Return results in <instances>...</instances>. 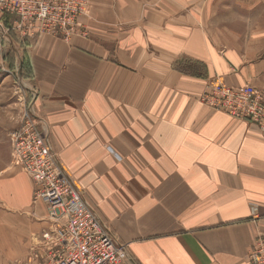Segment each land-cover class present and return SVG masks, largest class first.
<instances>
[{
	"label": "crops",
	"instance_id": "crops-1",
	"mask_svg": "<svg viewBox=\"0 0 264 264\" xmlns=\"http://www.w3.org/2000/svg\"><path fill=\"white\" fill-rule=\"evenodd\" d=\"M90 4L78 32L22 38L28 92L0 95V264H22L26 236L47 226L33 178L12 163L32 89L60 162L125 249L118 264H250L264 236V134L201 97L216 81L264 94V22L236 31L224 0Z\"/></svg>",
	"mask_w": 264,
	"mask_h": 264
},
{
	"label": "built area",
	"instance_id": "built-area-1",
	"mask_svg": "<svg viewBox=\"0 0 264 264\" xmlns=\"http://www.w3.org/2000/svg\"><path fill=\"white\" fill-rule=\"evenodd\" d=\"M67 3L73 5L67 6ZM90 0H0V10L17 13L21 27L29 16L33 35L49 31L70 36L82 28L79 17L89 16ZM30 22V23H31ZM37 27V28H36ZM36 30L32 31V29ZM36 31V32H35ZM9 28L2 22L0 35L9 40ZM26 107L21 127L10 134L12 163L35 182L34 199L45 202L47 226L41 232L35 264H118L125 252L95 208L85 198L73 177L60 162L49 139V126L34 110ZM202 102L230 116L257 124L264 134V94L255 85L240 86L214 82L202 95ZM257 214L258 207H253ZM32 249V250H33ZM250 264H264V236L258 235L249 250Z\"/></svg>",
	"mask_w": 264,
	"mask_h": 264
},
{
	"label": "rangeland",
	"instance_id": "rangeland-1",
	"mask_svg": "<svg viewBox=\"0 0 264 264\" xmlns=\"http://www.w3.org/2000/svg\"><path fill=\"white\" fill-rule=\"evenodd\" d=\"M225 3H231V8L226 9L227 13L232 14L233 18H236L238 20V24L236 26V31L242 32L245 28H247L246 24L251 22V20H256L260 23L264 22V0H224ZM67 6H71L73 4L67 3ZM3 13V12H2ZM82 17L84 15L80 16L78 19L80 22H82ZM3 20L2 22L5 24L6 28L8 27L10 32L9 36L14 37V40L12 41L15 42V45H12V43L8 39L3 38L0 35V50L5 55L6 58V63L5 65H9L10 69L4 72H0V94L1 96H8V97H13L17 101H19L20 97H25L27 90V82L24 81L20 74L21 71L18 69L17 65V56L21 55L20 53V41H22V38L25 36H28L25 34V31L31 30L30 27L35 26V21L34 24L33 22L29 21L30 18L27 16V19L24 22V25L21 27H15V21L20 19L19 15L17 13H11V12H5L3 15ZM31 22V23H30ZM257 22V23H259ZM37 28V27H36ZM36 28L32 29V31L36 30ZM13 50V51H12ZM6 82V83H5ZM13 84L17 87L18 90H15V92L11 93L10 89L7 87L10 86V83ZM17 91V92H16ZM31 95V93L29 92ZM32 97V95H31ZM30 104V101H28L25 105V107H28ZM7 109H6V104H5V98L3 100H0V116L2 114L5 116ZM15 113H17V109L15 110ZM5 139V138H4ZM7 140V139H5ZM1 146V145H0ZM2 149V147H0ZM8 223V218H6V215L3 213H0V225H6ZM42 231L39 233H32L28 237L26 236V241H29L28 249L26 254H20V256H24V260L22 264H34L33 261H31V256L33 253H37V248L35 246H39L38 243L41 240V237L39 238L40 234ZM3 234L0 233V242L2 241ZM33 249V250H32ZM36 264V263H35Z\"/></svg>",
	"mask_w": 264,
	"mask_h": 264
},
{
	"label": "trees",
	"instance_id": "trees-1",
	"mask_svg": "<svg viewBox=\"0 0 264 264\" xmlns=\"http://www.w3.org/2000/svg\"><path fill=\"white\" fill-rule=\"evenodd\" d=\"M14 38V37H13ZM13 51V50H12ZM26 68H27V64L24 62V60L22 61V64H21V69H22V77L25 76V73H26Z\"/></svg>",
	"mask_w": 264,
	"mask_h": 264
}]
</instances>
